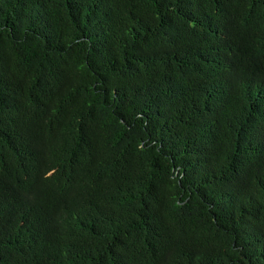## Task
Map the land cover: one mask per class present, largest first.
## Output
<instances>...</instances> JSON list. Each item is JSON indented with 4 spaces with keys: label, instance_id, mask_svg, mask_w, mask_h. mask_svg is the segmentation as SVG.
<instances>
[{
    "label": "trees",
    "instance_id": "obj_1",
    "mask_svg": "<svg viewBox=\"0 0 264 264\" xmlns=\"http://www.w3.org/2000/svg\"><path fill=\"white\" fill-rule=\"evenodd\" d=\"M0 264H264V0H0Z\"/></svg>",
    "mask_w": 264,
    "mask_h": 264
}]
</instances>
